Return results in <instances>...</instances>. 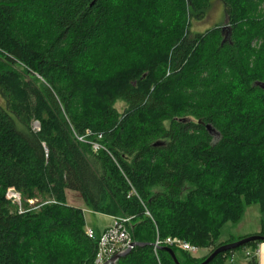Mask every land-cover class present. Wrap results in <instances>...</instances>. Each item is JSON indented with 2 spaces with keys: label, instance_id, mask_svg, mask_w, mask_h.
<instances>
[{
  "label": "trees",
  "instance_id": "16d2710c",
  "mask_svg": "<svg viewBox=\"0 0 264 264\" xmlns=\"http://www.w3.org/2000/svg\"><path fill=\"white\" fill-rule=\"evenodd\" d=\"M219 1L228 38L220 26L190 32L213 0H0V264H95L102 232L87 237L67 191L95 214L132 218L146 246L118 264H157V237L210 249L196 259L171 248L180 264H201L245 206L264 212V0ZM104 66L118 71L102 83L92 76ZM88 132L110 155L74 136ZM33 199L52 203L29 209ZM259 244L236 250L252 251L245 264H259Z\"/></svg>",
  "mask_w": 264,
  "mask_h": 264
},
{
  "label": "rangeland",
  "instance_id": "374dc122",
  "mask_svg": "<svg viewBox=\"0 0 264 264\" xmlns=\"http://www.w3.org/2000/svg\"><path fill=\"white\" fill-rule=\"evenodd\" d=\"M226 20H227V17H226L224 5L219 0H213L212 5L210 9L208 10V14L206 18L202 21H192V24L190 26V32L192 33V35L206 34L209 30H212L213 28L217 26L225 27L227 25ZM36 32L38 33V31ZM43 32L44 34H41L39 36H35L33 32H31V34L34 35L33 38L38 37V39H33L34 41L37 40L35 42L36 44L35 46L37 48H42L46 44L45 41L48 40V30H45ZM253 46H256V44L254 43ZM255 48H256L255 50H259V51L262 49L260 48V43ZM128 59L130 58H126V57L122 58L121 64L124 65V63L126 62L125 63L126 65L127 63L128 65H131V63H133V60L130 59L132 60L130 61ZM85 70L87 71L88 68H86ZM117 71H118L117 67L112 68L111 66H104L101 71H99L97 74L93 75L92 77L94 79L97 78V81L103 83L107 79L115 75ZM88 103H90L91 109L95 108L94 111L98 110L99 104L96 103V100L94 98L90 99ZM115 107L120 113H122L126 106L122 102H117ZM95 115L96 113L94 114L91 113V116H95ZM97 118L98 116H96V119ZM33 129L36 131L41 130V124L39 121H34ZM212 135L214 136V140L217 141L219 139V135L217 133L214 132L212 133ZM42 201H45V202H42ZM27 203H28L27 204L28 207H30L29 209L36 208L34 210H37L43 205L51 204L52 201H49L46 199H39V200L33 199V200H29ZM66 203L69 206L76 207V208L83 210V213L86 219V230L87 229H94V230L98 229L100 232L104 233L107 229H109L113 225L114 221L113 219H110V217L95 214L89 208H87V206L84 204L83 200L81 199L78 193H75L73 191H67L66 192ZM17 208H18V212L20 211V209L24 210L23 201H22L21 206H17ZM263 225H264V212H262L260 206L259 205L245 206L244 213L241 219L237 223H228L221 229L220 237L216 244H219L220 242H226L230 239V237L234 235L236 236L237 234L245 230L260 229L261 226L263 227ZM209 250L210 249H207V248H199V252L197 256L194 258L202 259L199 257H203L205 255L207 256L209 253ZM251 252H252L251 250L236 251L233 256V262L230 261V263L231 264H245L247 253H251Z\"/></svg>",
  "mask_w": 264,
  "mask_h": 264
},
{
  "label": "built area",
  "instance_id": "2783aa9c",
  "mask_svg": "<svg viewBox=\"0 0 264 264\" xmlns=\"http://www.w3.org/2000/svg\"><path fill=\"white\" fill-rule=\"evenodd\" d=\"M74 136L78 142L90 145L94 151H104L110 155L109 151L100 143L102 140L101 135L97 137V140H90V138L93 136L91 132H88L86 136L83 137L76 133H74ZM45 152L48 154L47 150H45ZM134 196L140 199L136 190L131 186L128 197L130 198ZM6 198L8 201L17 206H21L22 204V196L15 189H9L6 193ZM22 213L23 210L20 209L19 214ZM146 215L152 219L151 214L147 209ZM113 221V225L104 233H102L98 240V252L95 259V264H111L110 261L114 256L126 252L134 243L129 232L132 218L113 219ZM86 235L91 240L96 239L94 229H87ZM163 247H174L180 251L190 254L193 257H196L199 252L198 247L186 241L173 238H168L165 241H162L159 239V237H157L156 241L152 245L153 255L157 264H164L160 257V251ZM249 254L250 253H247V255ZM230 261L233 262V258Z\"/></svg>",
  "mask_w": 264,
  "mask_h": 264
},
{
  "label": "water",
  "instance_id": "95a60500",
  "mask_svg": "<svg viewBox=\"0 0 264 264\" xmlns=\"http://www.w3.org/2000/svg\"><path fill=\"white\" fill-rule=\"evenodd\" d=\"M225 31H228V35L226 37V38H228L229 33H230L229 27H227V26L223 27V32H225ZM260 86L262 87V89H264V84H260ZM208 129H210V128L208 127ZM257 242H264V236H260V235L251 236V237H247L245 239L239 240L237 242L222 245V246L218 247L215 251H213V253H211V255L201 264H210L220 254H224L227 252H233V251H236L242 247H246L247 245H249L251 243H257ZM145 246H146V244L134 242L130 249H128L126 252H124L122 254H118V255L114 256L111 259L110 263L111 264H118V262L121 259L126 258L135 248L145 247ZM161 250L168 253L171 256V258L175 264H180L177 260L175 252L171 248H162Z\"/></svg>",
  "mask_w": 264,
  "mask_h": 264
},
{
  "label": "crops",
  "instance_id": "0c3cea01",
  "mask_svg": "<svg viewBox=\"0 0 264 264\" xmlns=\"http://www.w3.org/2000/svg\"><path fill=\"white\" fill-rule=\"evenodd\" d=\"M112 219V218H110ZM262 231H264V225L263 227L261 226L260 229H250V230H245L243 232H240L239 234H237L236 236H232L230 237V239L226 242H220V245H225L234 241H239L242 239H245L247 237H251V236H256L259 235L260 233H262ZM257 258H258V263L259 264H264V242H260V244L257 246V252H256ZM206 256V255H205ZM203 256V257H205ZM203 257H199V258H203Z\"/></svg>",
  "mask_w": 264,
  "mask_h": 264
},
{
  "label": "bare ground",
  "instance_id": "6f19581e",
  "mask_svg": "<svg viewBox=\"0 0 264 264\" xmlns=\"http://www.w3.org/2000/svg\"><path fill=\"white\" fill-rule=\"evenodd\" d=\"M84 144V143H83Z\"/></svg>",
  "mask_w": 264,
  "mask_h": 264
}]
</instances>
